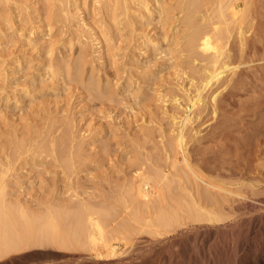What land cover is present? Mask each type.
I'll use <instances>...</instances> for the list:
<instances>
[{
    "label": "rangeland",
    "instance_id": "1",
    "mask_svg": "<svg viewBox=\"0 0 264 264\" xmlns=\"http://www.w3.org/2000/svg\"><path fill=\"white\" fill-rule=\"evenodd\" d=\"M126 1L0 0V178L5 202L19 200L29 212L42 213L45 200L64 199L74 189L87 197L108 192L114 183L129 179L138 163L146 169L170 163L176 118L188 109L204 62L184 46L187 0H146L150 10L139 6L140 0ZM200 2L191 13L194 25L204 26L202 19H216V4ZM263 3L255 12L241 3L250 16L245 19L255 22L244 27L249 38L257 21L264 20ZM233 40L228 49L237 44ZM233 56L235 62H250L239 73L224 72L231 80L216 95L224 101L223 109L213 114L203 104L195 107L186 128L187 146L198 151L224 142L213 131L219 112L234 117L245 105L228 127L231 138L242 141L238 158H231L235 172L220 166L218 152L209 155L207 165L216 180L264 197V41L241 57ZM215 87L205 91L206 101ZM225 142L232 147L233 141ZM244 158L251 167L249 181L240 175Z\"/></svg>",
    "mask_w": 264,
    "mask_h": 264
},
{
    "label": "bare ground",
    "instance_id": "2",
    "mask_svg": "<svg viewBox=\"0 0 264 264\" xmlns=\"http://www.w3.org/2000/svg\"><path fill=\"white\" fill-rule=\"evenodd\" d=\"M197 1L187 0L188 13L183 24L189 31L183 38L187 51L204 63L199 84L188 99V109L176 118L177 130L168 146L170 165H151V169H146L138 163L129 179L114 183L108 192L87 197L74 187L75 192L71 191L64 199L45 200L42 213L29 212L23 204L19 205V200L18 204L5 202L0 178V264H264V197L216 180L211 174V164L207 165L209 155L218 152L220 166L232 172L231 158H238L242 141L231 138L228 127L234 117H240L245 105L234 117L219 112V120L215 118L219 122L214 134L233 141L231 148L224 141L195 151L187 146L186 139V128L193 120L195 107L203 104L213 114L224 108V101L216 99L221 92L217 90L231 80L224 74L234 73L250 62H235V54L241 57L264 41L261 23L264 20L257 21L259 27L253 31L252 38L245 34L247 27H244L254 20L245 19L247 12L241 5L252 10L264 0H213L216 19H202L204 26L194 25L191 12L195 11ZM139 4L150 10L146 0H140ZM234 38L237 44L228 49L229 39L234 41ZM214 83L216 87L209 91L206 101L204 93ZM243 160L245 171L239 173L249 181L250 163L247 158ZM69 184H66L68 189L72 187Z\"/></svg>",
    "mask_w": 264,
    "mask_h": 264
}]
</instances>
